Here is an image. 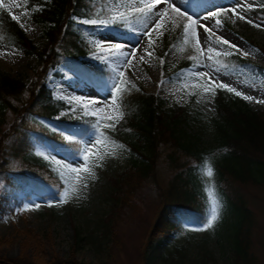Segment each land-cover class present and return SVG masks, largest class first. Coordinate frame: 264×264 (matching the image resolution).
I'll use <instances>...</instances> for the list:
<instances>
[{
    "label": "rangeland",
    "instance_id": "1",
    "mask_svg": "<svg viewBox=\"0 0 264 264\" xmlns=\"http://www.w3.org/2000/svg\"><path fill=\"white\" fill-rule=\"evenodd\" d=\"M172 2L186 16H192L193 19L199 21L196 25H190L191 28L195 29V33L190 31L187 38L183 36V30L185 24L190 22L186 20V16L181 18L174 12H169L165 21L162 22L165 26L158 30L152 27L155 21L150 23L149 30H147L148 35H144L146 29L141 27L140 24H133L131 29L128 28V33H118L114 26L110 28L97 26L93 30L84 28L83 36L90 41L104 42L107 40L112 43H121L124 45L125 52H132L133 48L131 46L134 45L138 51L135 52L132 63L124 69L123 79L139 84L155 94L158 99L163 101L162 106L164 108L176 103L189 107L190 120L187 128H190L194 134L196 133L199 138V145H207L211 143L210 130L212 119L215 117V95L204 93L205 80H197L190 74L193 72H211L216 81L228 84L244 95L253 97L254 99L246 100L242 96H238L249 105L251 110L256 111L264 110V103L256 102L257 100H264V78L258 76L255 78L256 82L252 79L247 80L241 71L225 73L220 66L213 65L211 62L207 67L193 68L192 65L195 61L190 60V56H197L200 60H204L208 55L206 51L203 54L197 51V40L201 45L207 44L205 38L208 33L204 32L201 25L210 27L213 30L214 37L219 36L222 39H227L244 51H249L250 54L243 57L264 66V19H258L250 13L253 10L264 12V0H212L204 3L196 0H172ZM2 3L4 7L0 9H3L9 17H12V14L18 16L20 22H16L20 28H23L26 36L35 44L36 49L41 50L46 40L44 37L45 27L34 22L30 17V12L25 6L26 0H2ZM112 3L113 1L110 6ZM249 3L253 5L251 8L247 7ZM18 4L22 6L17 7ZM241 5L245 7L241 8ZM158 7L160 10H164L167 4L161 3ZM234 8L245 19H239L238 15L232 11ZM25 11L28 14L21 15ZM212 12H216L217 16L212 17L210 15ZM205 17L208 18L205 19ZM217 19L221 22L219 27L216 25ZM176 21H179L178 27L175 26ZM150 42L151 47H149ZM212 46L221 52L229 48L228 45L223 43L213 44ZM144 49L152 52V56L149 57ZM94 51L96 49L91 44L88 47L87 54L81 55L79 58L82 60L89 59L99 64L101 62L93 58ZM166 53L167 55H165ZM212 55L215 56V52ZM142 56L145 58L143 61L139 59ZM160 58H163L162 65ZM120 59L123 60L124 58L121 57ZM185 60H189L191 64L181 67L180 63ZM37 65L38 60L35 54L28 55L14 46L0 44V74H9L11 77L19 78L29 84L34 78ZM166 65L167 67H165ZM175 70L176 74L180 75V79L172 82L169 80L168 74L173 73ZM56 71L64 73L65 78L59 80L55 77L54 73ZM77 80L78 77L67 69L64 63L58 64L55 69H49L45 78L47 85L53 91L55 99L67 96H83L95 99L97 107L105 108L104 112L99 113V116L104 119V124L108 123V117L114 118L118 115L112 97L109 96L106 89L96 87L88 81L77 84ZM197 85L200 86L197 87ZM62 100L67 102L66 99ZM69 108L70 106L65 110H61L52 121L45 120L42 123V117L37 115L32 122V127L28 132L30 137L25 157H28L31 162L37 163L40 161L51 167L54 177L62 183V186L58 187L56 178L50 177L48 179V174L44 171L42 187L45 189L44 192L47 197L39 198L33 195L29 199H24L22 206L14 213H8L0 217V236L11 238L9 243L0 244V260L12 258L21 261L24 257H27L25 258L26 263L43 264L57 256V259L62 262L69 258L76 259L83 264H133L140 254L139 248L150 224L151 205L156 197L154 183H160L164 186L173 174L172 169L165 161V152H162L157 160L155 176L144 181L142 194H137L138 212L134 214L127 212L123 220L121 217L118 219L117 229L119 231L117 236L120 243L118 245L111 243L107 240L108 235L104 236L100 218L108 210L107 207L110 204L108 178L123 170L130 162L132 154L125 146L123 149H116V155H106L103 160L97 159L99 151L94 150L96 155L90 154L89 163L99 165L94 166L95 178L85 174L87 187L81 188L78 198L77 195H73L67 203L59 206L53 203L52 206H49L50 202L59 199L65 185L57 171L53 170L55 165L43 159V157L37 156L36 151H48L55 155L57 159H67L75 164L83 163L79 159L73 160L71 153L75 152L76 149H73V152L71 150L68 153L61 152L47 138L49 131L62 128V124L57 122L59 117H64L66 122L72 118H80L81 112L79 110L69 113ZM62 113L68 114L62 115ZM12 119L13 115L10 114L7 121ZM104 124L101 125V130L106 133L111 129L105 128ZM92 131L91 128L85 133L80 132L78 140L87 142L91 139L90 133ZM63 132L65 134L73 133L71 131ZM98 149L110 152L112 146L102 143L98 146ZM210 162L212 164V160ZM9 169L29 172L36 177H40V174L35 172L36 170L24 163L22 157H17L16 160L12 161L9 164ZM198 178L206 187V178L203 177L201 171L198 172ZM218 182L217 174L214 171L212 183L215 185L218 196L221 197ZM227 185L229 184L227 183ZM229 187L235 191L232 192L233 198L238 195L241 196L252 215L250 226L251 264H264V184L234 182ZM33 204H39L40 207L35 210H25V206ZM23 212L28 217V223L22 222L16 214ZM228 215L226 204L222 203L220 218L211 228L203 231L193 230L203 225L206 220L203 224L184 222L179 228L172 230L170 234H161L158 237L161 243H153L145 264H162L161 258L172 242L181 248V255L185 254V257L182 258L173 253L174 258L180 264H191L194 259L201 260L205 255L212 259L209 260V264H232L227 235L230 232L227 222L229 221ZM26 226L32 228L37 235L36 243L33 242V244L32 240L31 243L25 242V236L27 235L17 232L18 229ZM74 227L79 231V240L76 237L75 248ZM37 242L43 246H39ZM72 247L74 248V255L71 253ZM170 260L169 262H171Z\"/></svg>",
    "mask_w": 264,
    "mask_h": 264
},
{
    "label": "trees",
    "instance_id": "2",
    "mask_svg": "<svg viewBox=\"0 0 264 264\" xmlns=\"http://www.w3.org/2000/svg\"><path fill=\"white\" fill-rule=\"evenodd\" d=\"M110 1L113 0H26L25 6L30 17L45 27L46 40L39 51L16 21L0 9V44L14 46L28 55L35 54L38 60L34 78L29 84L9 74H0V217L14 213L22 205L23 199H28L32 194L47 197L42 187L44 171L47 172L48 179L56 178L47 164L40 161L34 163L25 157L30 137L28 132L37 115L42 117V123L45 120L52 121L61 110L70 106L64 100L53 97L45 81L49 69H55L58 64L64 63L81 79L90 75L97 80H113L114 73L105 64L97 65L79 58L87 53L91 45V41L83 36L84 28L93 30L96 26H84L78 20L94 18L97 13L110 15ZM253 15L264 18V13L260 11H254ZM114 27L117 32L127 33V28L122 24ZM219 59L226 65L220 66L226 73H236L238 69H242L245 78L255 82L257 76L264 77L263 66L238 54L221 55ZM181 64L189 65L190 61L186 60ZM54 75L61 77L63 73L56 71ZM169 79L175 81L179 79V75L175 72L169 75ZM122 87L128 89L122 96L124 117L116 124L114 131L108 130L106 134L125 146L132 156L123 170L108 178L110 204L100 218L104 236L108 235L107 240L111 243H120L117 221L120 217L123 220L127 212H138L137 194H142L143 182L155 176L157 160L162 152H165V161L173 174L164 186L153 181L156 197L151 205V220L139 248L140 254L133 264L146 263L153 243H161L158 240L161 234H170L184 222L203 224L209 214V201L198 172L204 161L212 160V167L219 181V198L221 203L226 204L229 213L227 222L230 232L227 235L232 264H251L252 215L241 196L233 198L232 192L235 191L229 185L234 182L264 184V110H251L248 104L232 92L225 88H215L211 143L199 145L196 133L187 128L190 120L189 107L176 103L164 108L163 101L144 87L133 88L130 84ZM10 114L13 119L7 121ZM95 119L92 116H80L66 122L64 117H59L57 122L62 124V128L59 131L52 129L47 138L59 151L73 152L78 145L66 141L60 133H85L91 129ZM74 140H78V135ZM17 157H22L24 163L36 170L40 177L9 169V164ZM56 182L58 187L62 186L58 179ZM18 218L28 223L26 213L19 214ZM73 231L75 248L79 231L75 227ZM17 232L27 235L25 242L32 240V243H36L37 235L32 228L26 226ZM10 240L9 237L0 236V244L9 243ZM38 245L43 246L40 243ZM74 248L71 249L72 255ZM180 250L172 242L161 258L162 264H180L173 256L175 253L184 258L185 254L181 255ZM25 258L27 257L21 261L1 259L0 264H29ZM209 260L212 259L205 255L201 260L194 259L191 264H209ZM43 264L83 263L69 258L62 262L54 256V259Z\"/></svg>",
    "mask_w": 264,
    "mask_h": 264
},
{
    "label": "snow or ice",
    "instance_id": "3",
    "mask_svg": "<svg viewBox=\"0 0 264 264\" xmlns=\"http://www.w3.org/2000/svg\"><path fill=\"white\" fill-rule=\"evenodd\" d=\"M161 3L167 4V7L164 10H160L158 5ZM17 7H21L22 5H16ZM253 5L249 3L247 5L248 8H251ZM4 7L2 0H0V8ZM244 8V5L240 6ZM108 11L111 13L110 15L104 16L100 13H97L95 18L83 19L80 21L85 25H94L101 26L104 28H110L117 24H122L126 28L131 29L133 24H140L141 27L146 29L144 35H148L149 25L153 21L152 27L154 29H159L164 27L165 24L162 22L165 21V18L168 16L169 12L176 13L179 17L184 18L186 14L181 11L179 7H177L172 0H113L112 5L108 8ZM233 13L238 15L239 19H245V17L237 12L234 8L232 9ZM28 13L25 11L21 13V15H27ZM212 17H216L217 13L212 12L210 14ZM208 17H205L207 19ZM12 19L20 22V19L17 15L12 14ZM186 20L190 23H186L183 30V36L185 38L188 37L189 32L195 33V29L191 28L190 25H196L199 23L198 20L193 19L192 16H186ZM220 20H216L217 27L220 26ZM251 23V21H249ZM23 26V25H21ZM175 26H179V21L175 22ZM258 26V25H257ZM205 33H208V36L205 38L207 41L206 45H201L199 40H197V51L203 54L205 51L208 55L204 60H200L197 56H190L189 59L195 61L192 65L193 68H198L201 66H209V62L213 65L226 67L223 62L219 59L221 55L229 56L233 54H239L242 56H248L250 54L249 51H244L238 45L232 44L227 39H222L219 36L214 37L213 30L205 25H201ZM163 33L161 32V35ZM228 45L229 48L225 49L223 52L217 50L212 45L220 44ZM92 44L96 51L93 52V58L98 60L99 62L111 66V70L114 73V77L112 82L105 81L103 79L97 80L96 78L85 75V79L87 81H91L96 84L97 87L106 89L109 93V96L112 97V102L116 107L118 115L116 117H108V123L104 124V119L99 116V113L105 111L104 107H97V101L95 99L85 98L83 96H67L60 97L61 99H66L68 104L70 105L69 113H74L76 111L81 112V116H92L95 117V122L92 123L91 128L93 131L90 133L91 139L87 142H83L80 140H74V138L78 135L77 133H69L65 134L61 132L63 139L68 142H75L78 147L75 152L71 153L73 160L79 159L82 160V164H75L73 162L68 161L67 159H57L55 155L48 151L37 150L36 155L43 157V159L49 161L51 164L55 165L54 171H57L58 175L61 178V181L65 185L63 188L59 199L54 202H50L49 206H52L55 203L57 206L69 202V199L73 197V195H77L80 192L81 188H86L87 183L85 179V174L92 178H95L94 166L89 163L90 154L96 155L94 150L99 151V155L97 156L98 160H103L106 155H116V149H123L124 146L119 144L118 142L112 140L104 131L101 130V125L104 124L105 128L115 130L116 124L123 119L124 112L122 110V96L128 90L126 87H122V85H127L131 83L123 79L124 77V69L127 65L132 63V59L135 58V52L138 51L136 47L133 45L132 52H125L124 45L121 43H112L110 41H97L93 40ZM149 47H151V42L149 43ZM175 47V45H173ZM234 50V51H233ZM147 52L148 56H152V52H149L148 49H144ZM215 52V56L212 53ZM167 55V53L165 54ZM124 59L121 60L120 58ZM140 60H144L145 58L142 56L139 58ZM161 65L163 64V58H160ZM195 77L197 80L204 79V93H209L212 96L215 95V88H225L228 92L234 93L236 96H242L246 100L254 99L248 95H244L241 91L233 88L232 86L225 84L223 82L216 81L215 77L211 72H193L190 74ZM215 85V87H213ZM200 85H197L199 87ZM135 88V85H132ZM138 90V89H137ZM203 95V93H202ZM257 103H264V100H257ZM68 113H62L65 115ZM53 131H59L58 129H53ZM102 143L109 144L112 146V150L110 152H105L102 149H98V146ZM200 171L205 177V192L209 201V214L205 223L197 228H194V231H203L211 228L215 222H217L220 218V211L222 208L221 200L216 192L215 185L212 183V179L214 177V169L210 161H204L200 165ZM40 207L39 204H33L30 206H25V210H35Z\"/></svg>",
    "mask_w": 264,
    "mask_h": 264
},
{
    "label": "bare ground",
    "instance_id": "4",
    "mask_svg": "<svg viewBox=\"0 0 264 264\" xmlns=\"http://www.w3.org/2000/svg\"><path fill=\"white\" fill-rule=\"evenodd\" d=\"M66 81H67V79H66Z\"/></svg>",
    "mask_w": 264,
    "mask_h": 264
}]
</instances>
